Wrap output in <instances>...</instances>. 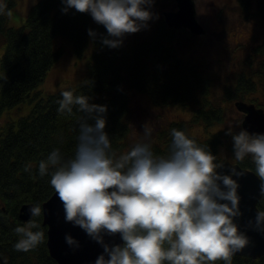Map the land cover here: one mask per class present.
I'll return each instance as SVG.
<instances>
[{"label": "trees", "instance_id": "16d2710c", "mask_svg": "<svg viewBox=\"0 0 264 264\" xmlns=\"http://www.w3.org/2000/svg\"><path fill=\"white\" fill-rule=\"evenodd\" d=\"M16 0H0V115L26 99L35 100L31 111L18 120L8 119L0 125V264H58L47 249V226L43 225V214L38 218L40 230L46 239L28 252L14 248L18 236L17 226L28 222L19 219L23 203H43L55 190L50 185L51 173L39 175V164L48 155L59 149L65 161L74 156L83 119L93 124L87 113L73 106L71 113L58 112L61 92L72 91L74 95L87 96L90 104L106 106L105 131L111 140L110 155L118 159L136 144L129 142L130 93L147 94L155 105H179L191 112L190 121L174 120L161 128L158 139L151 147L154 155L167 157L171 149V131L182 130L202 147H206L219 162L223 146L229 149L232 161L255 170L251 156L243 161L234 158L233 142L224 128L213 130L223 121V109L212 98L213 82L203 74L200 65L190 63L178 55L174 44L175 30L163 23L150 36L132 46L110 48L102 43L107 36L103 25L93 24L88 13L70 9L67 13L62 0H38L30 10L25 23L20 27L8 25V13ZM240 10L249 12L257 6V13L264 20V0H238ZM96 33L93 38L95 51L90 66V77L77 86L48 93L43 96L34 89L45 80L48 70L62 57L63 50L54 47V39L63 35L69 39L77 54L81 55L89 43V30ZM264 76V59L258 65ZM247 70L241 71L236 82L225 90L230 100L241 98L253 101L249 92L255 83L250 81ZM194 125H203L204 134L191 133ZM211 128V129H210ZM232 131V130H231ZM203 135V136H202ZM258 207L264 211V194ZM34 231L36 229H33ZM214 264H224L219 260ZM232 264H264V256L257 259L233 255Z\"/></svg>", "mask_w": 264, "mask_h": 264}, {"label": "clouds", "instance_id": "9594fccd", "mask_svg": "<svg viewBox=\"0 0 264 264\" xmlns=\"http://www.w3.org/2000/svg\"><path fill=\"white\" fill-rule=\"evenodd\" d=\"M63 12L75 9L88 13L107 30L102 43L117 48L126 34L147 27L152 13L146 6L153 0H62ZM3 5H0V12ZM89 36L95 37L91 29ZM3 78V77H0ZM58 112L71 113L73 106L87 113L93 124L83 119L74 156L67 161L59 149L39 164V175L51 173L49 181L63 204L65 221L82 228L104 248L95 264H232V256L248 244L234 218L241 215L239 184L233 175H220L223 165L214 162L206 147L173 128L170 155H154L151 145L137 143L129 152L113 159L111 140L105 131L106 106L89 103L87 96L61 92ZM152 128L144 125V135ZM233 142L234 158L251 156L255 174L264 194V134L241 130L226 132ZM30 220L17 226L16 251L28 252L46 239L38 218L40 204L28 209ZM256 225L264 228V211L257 213ZM33 229H36L35 231ZM119 233L122 245L109 247L104 235ZM69 246L79 247L72 236ZM107 255V259L105 258Z\"/></svg>", "mask_w": 264, "mask_h": 264}, {"label": "rangeland", "instance_id": "374dc122", "mask_svg": "<svg viewBox=\"0 0 264 264\" xmlns=\"http://www.w3.org/2000/svg\"><path fill=\"white\" fill-rule=\"evenodd\" d=\"M3 1V0H2ZM16 5L8 13V25L20 27L30 12L29 9L38 0H16ZM197 9V19L205 27L204 35H194L184 29L177 32L174 44L178 55L190 63L200 65L203 74L209 75L212 80V98L223 109V121L214 125L213 130L227 126L232 134H238L242 129L240 125L243 115L236 108L234 101L226 96V88L233 82L237 75L246 69L248 75L255 73L257 63L254 60L261 59L264 54V20L257 13V6L251 7L249 12L240 10L238 0H194ZM152 13V19L147 22V27L123 37V45L132 46L142 39L150 36L165 23L163 12L177 9L176 0H153L150 6H146ZM93 24L96 22L92 19ZM88 46L81 55L74 50L72 42L63 35L54 40V47L63 50L62 57L48 70L46 78L34 92L40 91L43 96L54 93L71 86H77L90 77V66L95 45L92 37ZM4 52L0 48V58ZM258 54L259 56H255ZM257 91L250 92L249 97L256 103L264 102V81L259 84ZM130 117H129V142L146 143L151 147L158 139L159 131L167 123L178 121H190L189 110L179 105H155L153 100L143 92L131 91L130 93ZM35 100L26 99L20 105L4 111L0 115L1 124L8 119L18 120L21 116L31 111ZM0 124V125H1ZM152 128L150 136L144 135V125ZM211 129V128H210ZM203 125H194L191 133L204 134ZM203 136V135H202ZM232 140V139H231ZM232 142V141H231ZM221 158L229 156V149L223 146L220 150Z\"/></svg>", "mask_w": 264, "mask_h": 264}, {"label": "water", "instance_id": "95a60500", "mask_svg": "<svg viewBox=\"0 0 264 264\" xmlns=\"http://www.w3.org/2000/svg\"><path fill=\"white\" fill-rule=\"evenodd\" d=\"M178 10L164 11V21L170 28H187L191 33L204 34L206 29L197 19V9L194 0H176ZM236 108L244 113L241 122L243 130L250 134H264V108L257 107L254 102L238 99L234 102ZM1 124V121H0ZM1 146V143H0ZM223 166L216 171L220 175H232L233 169L242 175H233V179L239 184L238 195L240 196L239 208L241 215L234 218L238 231L243 233L248 244L234 255H241L257 259L264 256V228L256 225L257 213L260 212L258 202L261 199L260 178L255 170L233 162L228 157L220 160ZM33 202L23 203L19 210V219L24 222L30 220L29 207ZM43 225L47 226V249L58 264H95L96 259L104 253L100 243L91 239L79 226L65 221L64 207L56 192L44 203ZM70 235L78 242L79 247L69 246L65 237ZM104 244L109 247L122 245L123 241L119 233L104 235ZM107 259V255L105 254Z\"/></svg>", "mask_w": 264, "mask_h": 264}, {"label": "flooded vegetation", "instance_id": "af4514ba", "mask_svg": "<svg viewBox=\"0 0 264 264\" xmlns=\"http://www.w3.org/2000/svg\"><path fill=\"white\" fill-rule=\"evenodd\" d=\"M175 10H178V6H177V9H175ZM167 25V24H166ZM170 28V27H169ZM171 29H174L175 30V34H176V36L178 35L177 34V32H179L180 30H182V29H184V30H186V31H188V32H190V30L189 29H187V28H184V27H181V28H171ZM206 32V31H205ZM205 34V33H204ZM204 34H202V35H204ZM176 38V37H175ZM174 41H175V39H174ZM255 56H259L258 54H255ZM260 57V56H259ZM262 59H264V54H263V56L261 57V59H256V60H254L255 61V63H257V70L255 71V73H253V72H250V74L247 76V78H249L250 79V81H253L254 83H255V86H254V92L255 91H257V89H258V86H260L259 84H262L263 83V81H264V76H262L261 75V73H259L258 71H259V67H258V65H259V63H260V61L262 60ZM188 61V60H187ZM237 81V79H235V82ZM253 91H251V92H253ZM250 93V92H249ZM264 94V89H263V93H262V95ZM238 99H241V98H238ZM238 99H236V100H238ZM235 100V99H234ZM235 100V101H236ZM244 100V99H243ZM234 101V102H235ZM245 101V100H244ZM246 101H248V102H254L255 104H256V106L257 107H262V108H264V104H263V106H262V104L261 103H256L255 101H249V100H246ZM264 103V102H263ZM191 113V112H190ZM242 113V112H241ZM242 115H243V117H244V113H242Z\"/></svg>", "mask_w": 264, "mask_h": 264}]
</instances>
